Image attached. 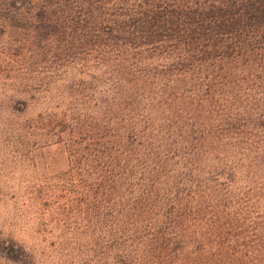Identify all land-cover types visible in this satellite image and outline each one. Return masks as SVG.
I'll return each mask as SVG.
<instances>
[{
	"label": "trees",
	"instance_id": "16d2710c",
	"mask_svg": "<svg viewBox=\"0 0 264 264\" xmlns=\"http://www.w3.org/2000/svg\"><path fill=\"white\" fill-rule=\"evenodd\" d=\"M0 153L63 264H264V0H0Z\"/></svg>",
	"mask_w": 264,
	"mask_h": 264
},
{
	"label": "rangeland",
	"instance_id": "374dc122",
	"mask_svg": "<svg viewBox=\"0 0 264 264\" xmlns=\"http://www.w3.org/2000/svg\"><path fill=\"white\" fill-rule=\"evenodd\" d=\"M52 156L54 158L50 159ZM43 157L51 162L53 171L64 168L65 155L57 152L56 148L44 152ZM3 158L5 156L0 153V233H4L0 235V242L9 235L34 246L42 254L38 257L46 264L66 263L74 254V235H63L61 224L57 227L42 221L38 224L34 210L21 202L30 196L29 186L41 180L44 172L22 163L2 162ZM39 229L43 230L41 236L35 233Z\"/></svg>",
	"mask_w": 264,
	"mask_h": 264
}]
</instances>
